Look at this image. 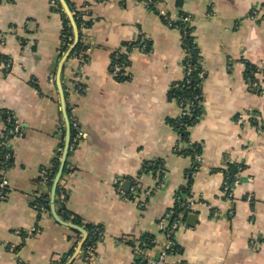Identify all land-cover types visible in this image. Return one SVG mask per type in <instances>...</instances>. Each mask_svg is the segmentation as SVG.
Returning <instances> with one entry per match:
<instances>
[{"label":"crops","instance_id":"0c3cea01","mask_svg":"<svg viewBox=\"0 0 264 264\" xmlns=\"http://www.w3.org/2000/svg\"><path fill=\"white\" fill-rule=\"evenodd\" d=\"M160 11L190 17L203 62L204 109L189 128L200 160L173 127L186 50ZM0 54L11 61L0 66V264H151L162 219L185 205L168 264H264V0H0ZM9 119L23 135L1 147ZM230 164L240 183L227 200ZM92 227L104 234L90 245Z\"/></svg>","mask_w":264,"mask_h":264},{"label":"built area","instance_id":"2783aa9c","mask_svg":"<svg viewBox=\"0 0 264 264\" xmlns=\"http://www.w3.org/2000/svg\"><path fill=\"white\" fill-rule=\"evenodd\" d=\"M53 4L57 3V0H51ZM146 5L149 8H156V0H143ZM80 12L76 11L75 15H78ZM87 12H85V16L87 17ZM160 15L162 16V18L170 25L176 28L180 27L178 26V24L176 22H173L172 20H170V18L167 16V14L164 11H160ZM182 22L185 23H189L190 24V17H184L181 20ZM182 31V30H181ZM144 40V39H143ZM146 43L144 41V43L141 45V49L143 51L146 50ZM186 50V76H185V81L188 84H192L191 81V75L194 73L195 70V66L194 64L191 63V59L189 57V53ZM123 52H117L115 53V60H117V62H114V69H113V73L116 76H124L126 75L125 69L127 67L126 63L123 61H120V58L122 56ZM200 54V53H199ZM1 55V54H0ZM202 59L201 57H199L196 66H201V69L199 70V72L197 73V77L199 78V80L204 79L205 77V70L203 68L202 65ZM0 66L4 67L5 70H9L11 68V61L10 60H4V59H0ZM249 73H250V81L254 84V86L258 85L257 82L255 80V76H254V69L249 67ZM178 100V103L180 105L181 111H180V115L178 120H182L185 117H194V113H198V118H200L199 112H203L204 109V101H205V97L201 94L197 95L195 97L194 102L188 103L186 102L183 98L181 97H176ZM8 122L11 124V128L7 129L6 132L4 133V137L3 140L1 142V147H4L6 145V143L10 140L11 136H22V128L21 125L19 124V122H17L14 119H9ZM175 128V126H173ZM261 131H264L261 130ZM180 135V134H179ZM181 137V135H180ZM194 142L190 139L188 142V145L191 146L193 145ZM197 160H200V156H197ZM240 183V175L237 172L234 176L233 181H230L228 179V177L226 178V181L224 182V186H223V193L225 196V199L230 200L233 195H234V191L237 185H239ZM8 193V186H7V182L5 181V179L3 177H0V201L3 200L6 195ZM191 204H187V207H190ZM41 209L43 210L44 208L41 207ZM174 215V211H171L169 213L166 214V216L162 219L160 226L163 230L166 231L167 234V241H166V247L165 249H163L160 254L151 260V264H168L167 259L169 257L170 254H172L175 249V243L173 242L172 236L173 234L176 232V230L183 224V218L181 215H179V217L175 218L173 217ZM171 220V221H170ZM170 221V222H169ZM99 237H102L104 232L101 228L97 227L94 231ZM87 256L90 259H93V247L89 246L87 248Z\"/></svg>","mask_w":264,"mask_h":264},{"label":"trees","instance_id":"16d2710c","mask_svg":"<svg viewBox=\"0 0 264 264\" xmlns=\"http://www.w3.org/2000/svg\"><path fill=\"white\" fill-rule=\"evenodd\" d=\"M61 10V8H60ZM62 11V10H61ZM62 14L64 16V29H63V34L65 35V39L67 41H69V38L73 36V31H72V26L70 23V20L66 17V14L64 13V11H62ZM83 13H79L78 15L75 16L76 22L78 24L79 27H88L90 25V21H85L83 18ZM184 17H188V16H183ZM182 20V19H181ZM177 22L178 26L180 27V29L183 32L184 35V47L187 49V52L189 53V57L191 59V63L194 64L195 66V70L194 73L191 75V81L192 84H188L185 80L180 83L178 85V87L175 89L174 91V95L175 97H181L183 98L186 102L191 103L196 101L195 97L199 94L203 95L202 92V87H201V82L202 80H199V78L197 77V73L199 72V70L201 69V66H196V63L199 59V57H201V55L199 54V48L198 45L196 43V41L192 38V36L190 35V29L191 26L189 23H185L182 21ZM150 45L148 44V46L146 47V49L150 48ZM86 46L82 44V42L80 41L76 48L74 49V51H76V54H82L84 53V51L86 50ZM0 59H4L5 61L8 60L5 56L0 55ZM120 61H123L126 63V65H128V56L125 53H122V56L120 58ZM114 62H117V60H115V55H114ZM251 68L254 69V71H256L255 67L253 65L249 66ZM250 75V73L248 74ZM120 79H125L124 76H121ZM199 115L201 116V112H199ZM198 113H194V117H185L182 120H176L173 122V126H175L176 131L181 135V139L182 141H184V143H186V147L182 152V154H186V155H192L195 156V158L197 159V156H199L201 154L200 152V148L197 144H193L191 146L188 145V142L190 140L189 137V128L194 125L197 121H198ZM11 128V124L8 122V128ZM12 137V136H11ZM4 151V150H3ZM2 152V151H1ZM3 153V152H2ZM2 160V159H0ZM2 164V163H1ZM0 164V170L2 168L3 165ZM160 162L157 163H150L148 164L147 167H152L153 166H157L159 167ZM156 169V168H155ZM238 166L235 164H230L227 170V177L230 181H233L235 174L238 172ZM1 177V175H0ZM180 201H184L181 197H179ZM45 206V203H43ZM187 212L186 210V205L182 208L179 209V206H177V208L174 211V219L179 217V215L185 214ZM171 221V220H170ZM169 221V222H170ZM97 227H92V242L90 243V245H93L100 237L94 232L95 229ZM152 245H154V239L150 236H146L144 238V240L142 241V247L143 248H147V247H151ZM174 249H176V246H174Z\"/></svg>","mask_w":264,"mask_h":264},{"label":"water","instance_id":"95a60500","mask_svg":"<svg viewBox=\"0 0 264 264\" xmlns=\"http://www.w3.org/2000/svg\"><path fill=\"white\" fill-rule=\"evenodd\" d=\"M195 216H196V215H195ZM194 218H195V217H194ZM194 218H193V219H194Z\"/></svg>","mask_w":264,"mask_h":264}]
</instances>
